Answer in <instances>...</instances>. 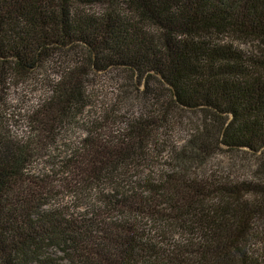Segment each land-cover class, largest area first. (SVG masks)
Wrapping results in <instances>:
<instances>
[{
  "label": "trees",
  "instance_id": "1",
  "mask_svg": "<svg viewBox=\"0 0 264 264\" xmlns=\"http://www.w3.org/2000/svg\"><path fill=\"white\" fill-rule=\"evenodd\" d=\"M59 59L71 67L31 119L39 140L74 117L89 73L126 72L143 111L121 136L87 134L60 177L28 171L30 143L0 113V264H264L249 249L264 185L180 168L127 176L156 124L184 130L173 111L200 118L183 160L222 151L264 168V0H0V107L9 80ZM90 189L84 215L54 202Z\"/></svg>",
  "mask_w": 264,
  "mask_h": 264
},
{
  "label": "rangeland",
  "instance_id": "2",
  "mask_svg": "<svg viewBox=\"0 0 264 264\" xmlns=\"http://www.w3.org/2000/svg\"><path fill=\"white\" fill-rule=\"evenodd\" d=\"M241 47L252 49L250 44ZM65 62L59 59L37 75L24 80H9L4 107H0L4 130L22 144L30 143L28 149L32 156L28 162V171L33 175L55 173L60 177V163L68 160L80 148L87 134L96 132L109 138L121 136L125 133L126 125L140 117L143 111L137 105L141 95L131 86L126 72L89 73L86 74L81 103L75 110L74 117L71 120L65 119L61 124L54 123L52 127H48L47 138L41 137L39 140L33 131L31 119L52 97L51 86L58 81L57 77L67 67H71L68 60ZM130 101L134 102L133 108L129 106ZM147 111H150L148 114L152 119L158 117L153 109L148 108ZM173 115H183L179 117L186 128L181 129L182 126L175 121L174 124L164 126V129L160 123L156 124L157 136L142 148L141 158L135 164L136 169H130L127 176H153L180 168L183 172L191 171L196 177L216 173L217 177L222 175L232 181H252L253 184L264 185L262 160L255 157L216 151L203 163L180 158L178 152L187 151L191 129L194 130L200 118L176 111H173ZM99 191H104V187L101 186ZM63 194L58 195L54 202L65 212L79 215L88 212L98 198L93 189L84 193L77 191ZM249 249L264 256V210L251 223Z\"/></svg>",
  "mask_w": 264,
  "mask_h": 264
}]
</instances>
